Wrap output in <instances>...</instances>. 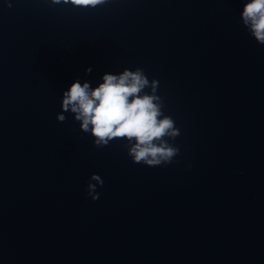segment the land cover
<instances>
[{
    "label": "water",
    "instance_id": "obj_1",
    "mask_svg": "<svg viewBox=\"0 0 264 264\" xmlns=\"http://www.w3.org/2000/svg\"><path fill=\"white\" fill-rule=\"evenodd\" d=\"M244 2L0 0V264H264V45ZM137 67L180 131L165 166L56 119L77 78Z\"/></svg>",
    "mask_w": 264,
    "mask_h": 264
},
{
    "label": "clouds",
    "instance_id": "obj_2",
    "mask_svg": "<svg viewBox=\"0 0 264 264\" xmlns=\"http://www.w3.org/2000/svg\"><path fill=\"white\" fill-rule=\"evenodd\" d=\"M107 0H51L81 8L102 6ZM11 7V4H8ZM243 26L256 42L264 45V0H245L241 12ZM86 74L92 72L89 67ZM159 82L149 81L142 68H125L119 74L105 73L102 82L92 87L77 78L62 94V112L56 119L63 123L64 112H70L84 133H90L94 145L103 148L113 140L126 141L123 145L134 163L165 166L173 162L179 148L168 141L180 131L174 120L162 111L163 100L157 95ZM148 89L149 91H145ZM191 167V165H189ZM93 181L95 183H93ZM104 181L92 174L86 192L93 201L99 198L97 186Z\"/></svg>",
    "mask_w": 264,
    "mask_h": 264
}]
</instances>
